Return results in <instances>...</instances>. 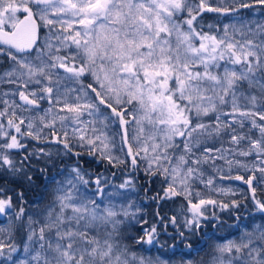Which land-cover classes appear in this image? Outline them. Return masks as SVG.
Here are the masks:
<instances>
[{"label": "snow or ice", "instance_id": "snow-or-ice-1", "mask_svg": "<svg viewBox=\"0 0 264 264\" xmlns=\"http://www.w3.org/2000/svg\"><path fill=\"white\" fill-rule=\"evenodd\" d=\"M0 264H264V0H0Z\"/></svg>", "mask_w": 264, "mask_h": 264}, {"label": "trees", "instance_id": "trees-1", "mask_svg": "<svg viewBox=\"0 0 264 264\" xmlns=\"http://www.w3.org/2000/svg\"><path fill=\"white\" fill-rule=\"evenodd\" d=\"M211 16H212V14H209L210 18H211ZM208 21H210V19ZM55 171H57V169H53L52 173H54ZM52 173H50V175ZM140 183H143V181H140ZM245 194H247L248 196L251 195L250 193H247V192H245ZM26 195H27L28 200H30V201H40L42 196H46V194L43 192L42 188H40V187L35 188L33 191L28 192ZM237 198L242 199L243 196H240V197H237ZM179 205H180V201L179 200H177V202L175 204L169 202L168 204H166L164 206L162 211L164 213L168 214V215H171L173 212H175L179 208ZM145 211L149 214L146 218L150 219L151 218V213L155 211V206L153 205L152 207L147 208ZM217 211L219 212V209H217ZM240 215H241V217L246 218L247 212L242 208L240 210ZM221 216L225 220H228V223H232V220H230L228 218L227 212L221 213ZM205 232L207 233V235L204 236V238L202 240H200V243H199V247H201L203 249V251H201L198 255L195 254V253L193 254L192 258L195 259V260H198L201 257H205L207 252L210 251L211 245L213 243H215V241L208 240V237L213 235L212 227L209 226V227L205 228ZM215 235L221 236V235H224V232L223 231H218V232L215 233ZM160 240L163 243L165 241V237L161 236ZM205 240H208L207 244L204 243ZM167 243L168 244H172L173 241L168 240ZM177 243H178V241H177ZM180 249H183V245H180ZM184 250H186V249H184Z\"/></svg>", "mask_w": 264, "mask_h": 264}, {"label": "rangeland", "instance_id": "rangeland-1", "mask_svg": "<svg viewBox=\"0 0 264 264\" xmlns=\"http://www.w3.org/2000/svg\"><path fill=\"white\" fill-rule=\"evenodd\" d=\"M209 19H210V21H207L208 23L213 22L211 18H209ZM234 184L239 185V186H240V189H243V190H245V192H246V189H247V186H246V185L241 184V182H239V181H235ZM241 196H242V195H241ZM238 197H240V196H238ZM130 231H131V230H130ZM210 251H211V249H210ZM210 251L207 252L206 256L204 257L205 259H207V257H208V253H209ZM198 260H200V259H198ZM198 260H197V261H198Z\"/></svg>", "mask_w": 264, "mask_h": 264}]
</instances>
